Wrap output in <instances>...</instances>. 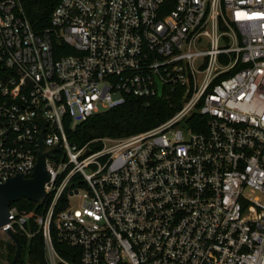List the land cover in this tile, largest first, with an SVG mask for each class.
<instances>
[{"label": "built area", "instance_id": "2783aa9c", "mask_svg": "<svg viewBox=\"0 0 264 264\" xmlns=\"http://www.w3.org/2000/svg\"><path fill=\"white\" fill-rule=\"evenodd\" d=\"M130 98L174 113L71 143ZM43 121L45 212L0 234L34 223L47 264H264V0H61L43 31L0 0V184L32 176Z\"/></svg>", "mask_w": 264, "mask_h": 264}, {"label": "trees", "instance_id": "16d2710c", "mask_svg": "<svg viewBox=\"0 0 264 264\" xmlns=\"http://www.w3.org/2000/svg\"><path fill=\"white\" fill-rule=\"evenodd\" d=\"M60 1L21 0L24 12L36 31H43L50 26L52 14ZM64 53L69 54L71 50ZM173 102L175 101L166 98H155L148 105L141 99L130 98L125 105L119 108L95 115L76 125L73 130L69 128V140L73 144L83 146L99 139H121L147 132L161 125L173 115ZM93 148L100 149L101 143H96ZM14 206L21 211L32 213L34 217L45 212L44 204H37L27 199H22L11 205V207ZM31 229L36 234L32 238L16 233L22 245L21 258L17 264H47L42 235L36 232V226L32 222ZM16 248L13 241L0 242V264L10 263Z\"/></svg>", "mask_w": 264, "mask_h": 264}, {"label": "water", "instance_id": "95a60500", "mask_svg": "<svg viewBox=\"0 0 264 264\" xmlns=\"http://www.w3.org/2000/svg\"><path fill=\"white\" fill-rule=\"evenodd\" d=\"M158 82V81H157ZM162 97V85L159 84V98ZM47 123L43 121V130L39 137V153L35 170L30 178L18 175L0 184V231L10 224V208L13 203L27 199L37 204H43L47 198L45 184L50 180V174L46 168V159L58 150L59 146L49 147L44 142V132ZM7 236L15 243L16 252L13 260L8 264H17L22 254V245L19 238L12 230H6Z\"/></svg>", "mask_w": 264, "mask_h": 264}, {"label": "rangeland", "instance_id": "374dc122", "mask_svg": "<svg viewBox=\"0 0 264 264\" xmlns=\"http://www.w3.org/2000/svg\"><path fill=\"white\" fill-rule=\"evenodd\" d=\"M80 203H81V198L80 197H76V198L71 199V205H73V206L77 207V206L80 205ZM2 241L11 242L12 240L7 235L0 234V242H2Z\"/></svg>", "mask_w": 264, "mask_h": 264}]
</instances>
